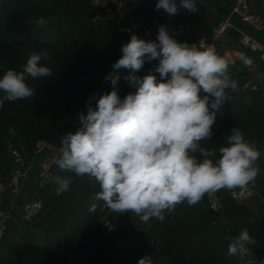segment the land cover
Returning <instances> with one entry per match:
<instances>
[{"label": "trees", "instance_id": "obj_1", "mask_svg": "<svg viewBox=\"0 0 264 264\" xmlns=\"http://www.w3.org/2000/svg\"><path fill=\"white\" fill-rule=\"evenodd\" d=\"M111 8L117 11L116 6ZM40 17L48 21L45 27L34 23ZM120 17L118 12L116 20ZM109 20L96 0H0V78L8 69L20 71L32 51L47 49L51 59L42 63L52 69L49 77L27 80L35 89L33 97L5 101L0 108V180L4 185L12 176L10 150H19L31 162L41 131L49 125L60 126L83 106L86 114L89 102L94 107L96 99L112 90L111 82L101 78L120 58L126 35L119 27L110 28ZM166 27L180 42L198 46L202 41L213 43L216 50L223 51L218 53L223 58L231 51L251 59L250 66L243 58L226 60L238 90H229L230 100L217 113L212 139L201 143L202 147L218 149L225 146L232 128H240L245 139L253 141L261 152L257 161L260 174L249 188L264 195V87L257 83L253 71L254 64L264 71L259 53L236 40H213V27L197 12L178 10ZM158 28L143 39L156 41ZM157 65L158 60L146 62L136 75L143 77L151 71L159 80ZM125 71L121 69L120 75ZM119 84L121 99L136 91L127 81ZM55 175L71 178L69 190L57 195L56 186L52 182L47 185L48 190L40 196L41 212L23 223L4 264H138L144 256H151L153 264H242L227 254L235 237L233 226L211 210L205 198L193 206L186 201L177 205L165 213L163 222L153 218L144 223L134 213H116L94 199L100 188L93 179L60 172L58 167ZM94 204L96 208L90 211ZM252 211L258 218L264 215V197L254 198ZM249 260L247 254L244 262L249 264Z\"/></svg>", "mask_w": 264, "mask_h": 264}, {"label": "clouds", "instance_id": "obj_2", "mask_svg": "<svg viewBox=\"0 0 264 264\" xmlns=\"http://www.w3.org/2000/svg\"><path fill=\"white\" fill-rule=\"evenodd\" d=\"M155 7L169 15L179 8L197 10L196 0H180L179 5L176 0H157ZM34 23L45 27L48 21L40 17ZM121 52L104 77L112 90L91 97L96 104L89 102L87 113L79 114L80 127L60 138L54 161L60 172L93 179L100 188L94 199L116 213H134L144 223L153 218L163 222L166 212L185 201L193 206L220 190H248L255 184L261 152L240 128L231 129L225 146L202 147V141L213 137L217 113L230 100L229 90H238L228 61L214 47L180 42L160 26L156 41L132 34ZM50 59L47 49L32 51L20 71L8 69L0 78V108L5 101L33 97L35 89L27 80L51 76L52 69L42 63ZM154 60L159 80L151 71L136 75ZM243 63L250 66L252 61L245 57ZM121 69L128 70L123 79L136 88L123 99L116 87ZM51 182L61 195L72 181L54 175ZM252 243L244 229L231 239L227 254L246 264ZM138 264H153V258L141 257Z\"/></svg>", "mask_w": 264, "mask_h": 264}, {"label": "built area", "instance_id": "obj_3", "mask_svg": "<svg viewBox=\"0 0 264 264\" xmlns=\"http://www.w3.org/2000/svg\"><path fill=\"white\" fill-rule=\"evenodd\" d=\"M232 14L238 17L243 23L249 25L256 31L264 30V17L255 14L251 10L249 0H234ZM234 29V24L226 19L213 28V40L221 39L228 31ZM239 43L242 47L249 49L252 52L261 53V61L264 62V46L255 38L247 33H241ZM200 46L215 47L213 43L200 42ZM59 156V149L51 146L41 139L35 149L31 162H27L25 156L16 149L9 151V160L12 169L10 180L11 194L16 197L21 195L27 180L30 177L31 169L36 168L38 175V185L45 187L51 183V177L55 175L57 166L54 161ZM225 196L231 197L238 204H246L252 202L255 197L261 196L254 189L241 190L239 188L228 190H220L209 198L204 197L208 206L216 214L223 216V200ZM43 208L41 199H32L22 205V221L30 222L37 216ZM11 215L8 211L0 210V243L5 239L9 232ZM214 225V224H213ZM249 254V252H248Z\"/></svg>", "mask_w": 264, "mask_h": 264}, {"label": "crops", "instance_id": "obj_4", "mask_svg": "<svg viewBox=\"0 0 264 264\" xmlns=\"http://www.w3.org/2000/svg\"><path fill=\"white\" fill-rule=\"evenodd\" d=\"M145 1L147 0H96V4L101 9H104L105 13L110 19H116L117 13L121 12V17L119 18L121 19L125 13L139 6ZM249 1L252 12L264 17V0ZM176 2L177 5H179L180 0H176ZM111 5L116 6L117 11H114L111 8ZM196 5V12L200 14L203 19L207 20L213 28L226 19L230 20L234 24V29L228 31L221 38V40L224 42L228 43L232 40L239 41L241 33H247L264 46V30L256 31L232 14L234 0H196ZM181 9L183 8H179L178 10ZM129 30L130 29L128 28V31ZM260 55L261 53H259V57ZM242 58L243 55H241L239 52L226 51L224 53V59L230 60L232 62ZM253 71L256 74L257 83L264 87V71L259 67V65L256 64L253 65ZM262 184V188L264 189V180L262 181ZM45 187H40L38 185V175L36 168L31 169L30 177L27 180L21 195L19 196L14 197L11 194L10 182L8 185H4L0 180V210L8 211L11 215L9 232L5 239L0 243V264H4L10 246L20 237V229L24 223L22 221V205L25 202L33 199L31 193L34 195V193H37L40 189ZM260 195V199L263 200L264 195ZM261 217H264V215ZM248 255H250V260L248 262L249 264H264V259L262 261H258L256 258H253L250 253Z\"/></svg>", "mask_w": 264, "mask_h": 264}, {"label": "water", "instance_id": "obj_5", "mask_svg": "<svg viewBox=\"0 0 264 264\" xmlns=\"http://www.w3.org/2000/svg\"><path fill=\"white\" fill-rule=\"evenodd\" d=\"M156 3L157 0H147L125 13L121 19H110L108 25L110 28L119 27L121 30L128 28L130 25L135 27L133 30L125 32L126 40L124 44L129 42L132 34L143 39L156 27L166 26L170 20V15L163 9L156 10ZM217 53L222 54L223 51L219 49ZM119 56L121 58V51ZM85 108L86 106H83L75 113L68 115L66 122L58 127L52 125L46 127L41 131L43 141L59 149L61 146L60 138L73 126L80 125L78 117L80 113H84ZM5 150H8L7 145ZM223 216L226 219V223L233 226V236L239 235L244 229L248 230L249 235L258 243V245H248L249 253L253 258L262 261L264 259V217L258 218L253 214L252 203L238 204L231 197L225 196L223 200Z\"/></svg>", "mask_w": 264, "mask_h": 264}, {"label": "rangeland", "instance_id": "obj_6", "mask_svg": "<svg viewBox=\"0 0 264 264\" xmlns=\"http://www.w3.org/2000/svg\"><path fill=\"white\" fill-rule=\"evenodd\" d=\"M122 31H124V32H129V31H131V30L128 31V28H126V29H124V30H122ZM111 72H112V70H111ZM126 75H129L127 71H125V72L123 73V75H121V79H120V81H119V83L121 84V86H123V85L126 83V81L123 79V77L126 76ZM101 81H102V82H105L104 77L101 78ZM120 84H119V85H120ZM263 180H264V179L261 178V182H262ZM48 186H49V185H48ZM48 186H46V187L43 188V189H40L37 193H34V195H33V193H31V196L33 197V199H40V198H41V197H40L41 194L48 190ZM223 217H224V216H223ZM224 220H225V222H226L225 217H224Z\"/></svg>", "mask_w": 264, "mask_h": 264}]
</instances>
